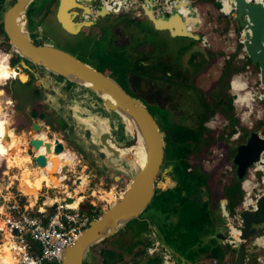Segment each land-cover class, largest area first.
Wrapping results in <instances>:
<instances>
[{
    "label": "rangeland",
    "instance_id": "1",
    "mask_svg": "<svg viewBox=\"0 0 264 264\" xmlns=\"http://www.w3.org/2000/svg\"><path fill=\"white\" fill-rule=\"evenodd\" d=\"M43 1L44 0H34V3L40 7ZM98 1L99 4H105V2L108 0H90V3L79 1L78 6L89 7L88 12H83V16L81 7L73 8L74 5H72L70 9L74 11L73 19L75 21H80V25L84 23L82 22L84 19L87 20L88 23L89 20L94 17V13H96L95 3ZM139 1H143L145 3V0ZM147 1H149V3ZM147 1L148 11V7L151 6L149 12L159 11V2L163 4L162 1L156 3L155 1ZM218 1L219 0H190L192 6H194L197 10L193 8V14L191 17H188L189 23H191L195 28V31H192L193 33H199V37L203 36V39H207L204 42H200V39L194 41L193 38L189 37L171 36L168 34V32H166V30L159 31L155 29L151 23H149V21L146 19V14L140 7L133 9L131 6L130 8L133 10L125 9L124 6H122L120 10L116 12L118 15H115V13L109 14V17L112 16L116 19L115 23L117 24L113 28H108L106 24L99 26L97 23L93 27L89 28L87 32L83 28V31L86 33L83 32L79 34H71L66 29H64L61 24H59L60 20L56 15V19L52 16L45 18L40 22L33 18L32 24L29 26V30L32 33L33 38L35 31H39L42 40L51 42L56 46L68 50L77 56L90 61L94 65L99 66L103 70L108 65L111 66V69L114 70L115 73L119 74V78L121 80L126 78L127 72L135 71L136 69L139 70L140 68L144 67L140 63L141 59H155L154 57H156V55L161 52V47L164 45V48L166 49L167 47L168 54L170 55V57L167 59L170 60V70H173L174 72L178 71L175 73L178 75L184 74L185 83H188L187 86L194 85L197 86V88H200L199 90L195 89L197 91L183 89L184 91L183 95H181V99L182 104L184 105L183 107L187 111L192 110L196 106L197 101L195 98L200 96V90L206 91L209 88L207 91H213L211 90L210 86H213V84H215L214 81H216L219 77L222 59L223 57L230 55V66H232V70L231 73L227 75V78L229 81H231L232 78L236 77L246 84L244 89L238 91L239 93H244L245 91H250L252 93L250 106H248L243 101H235V91L230 87V85L227 84L225 86V93L230 95V99H232L234 104V117L237 119V122L239 121L238 123L236 122V130L232 133L235 135L242 123L243 126L247 127V130L243 132L240 139L243 140L250 130L257 129L264 133V87L259 82L257 64L251 62L250 60L248 61L246 57V53L243 50L241 43L242 35L240 29L236 26V21L231 14V11L228 13H221ZM227 3L230 5V0L226 3L224 2L225 11H228V8L225 5ZM10 4L11 0L7 1V3L4 4V8ZM179 6H181V8L187 7V9L190 11V7L185 2L180 3ZM161 14L163 16L166 14V12L165 14ZM199 15L202 17L203 24H198V21H196V17ZM105 21L109 22L108 17L105 19ZM38 23H40L42 27L41 30L39 26L37 27ZM119 38H121L123 41H121ZM143 42H147L149 47L146 43H144L142 45H144L145 48L143 47L138 52L139 48L136 49V47ZM178 45L180 48L177 47ZM199 46L201 48H199ZM196 47L199 48V50H207L209 56L214 58L209 60L210 57L205 59V57L200 56V53ZM182 48V53L177 55L178 52L182 50ZM138 54L139 56H137ZM160 55L157 57V62L159 61L158 58H160ZM166 55L167 54L164 53V57ZM192 59L196 63H199L196 60L198 59L201 63H199L198 66H195L196 68L191 70L189 73L188 63L193 64L194 61H192ZM225 61L227 60L225 59ZM172 62L175 64L180 63V65L183 63V65H185V69L179 70L178 65H173ZM11 63L14 66L12 61ZM152 68H157V66L153 65ZM1 79H3V75L0 76V81ZM156 80L160 82L159 78ZM124 81L129 82L128 79H124ZM169 86L174 87L175 84H170ZM5 88L10 90V93H4ZM30 88L31 87H29L28 84H24L22 81H19V79L16 78H11L5 83H0V111L2 109L8 113L6 116L4 115V117L0 116V120H4L5 125L9 126L7 131H4L3 129L5 137L7 139H11L16 134H22L23 139H25V142H22L19 147H16L17 149L15 151L17 152L13 154V158L10 160L8 159L10 166L5 160L0 159V206L4 203L5 199L7 200L9 198V196L15 195L16 192L21 191L19 181L21 179L20 172L22 170L17 168V166H21V164L18 163L19 157L14 158L17 156V153H20L18 156H29V158L26 160L28 170L31 168V165L36 166L31 160L32 153L26 154L25 150L28 138L34 136V134L27 132L25 130L26 126L22 124L23 120L26 119V123H28L30 120L29 111H27L29 106L26 99V96L30 94ZM223 88L221 87L219 90H223ZM219 90H215L212 94L217 93ZM9 98H11V101H9ZM207 98L210 100L208 93H206L205 99L207 100ZM6 99L8 101H5ZM214 106L215 102L212 103L213 111ZM150 108L155 116H157L159 119V123L162 124L161 109H158L157 111L152 107ZM41 116H44V119L47 121L55 119L51 114L49 115L46 112H44ZM224 122H226V119L223 115V111L217 106L213 112V115H211L209 120L206 122L211 128V131L203 132L204 134L210 133L214 138V142L210 143L209 152H206V154H203V156H199V154H191L192 156L188 157L190 164L192 163L190 167L193 168V165L197 164L202 172H206L209 181V191H207L205 188L206 183H202V193L200 192L199 196H195L186 202V200H184V198L180 195L181 191L185 190L186 194L188 195L191 191L187 189V186L193 187V184H189L190 182L187 184L184 182V180H181V174L178 170L174 169L173 172L171 171V173H173L172 178L177 182V185L169 189H160L161 191L157 192L151 202L140 212L139 217L129 220L121 229L109 235L104 240L92 245L86 252L84 257L85 260L90 259V264H102L101 259L103 254L99 252V249L106 248L111 245L113 247V251L115 254H117V259H115L114 262L118 261V263L114 264H125L126 262L130 261V259H128V252L130 251V248L133 250V246L136 244L138 246V244L144 242L150 243V245H152V242L151 240L147 241L143 240L142 237H139L134 243L125 246L124 250L121 251L124 244L122 245L121 242H118L119 238L123 237L124 234H139L138 232L144 230L145 227H147V222L145 220L146 218L150 217L161 226L166 237L171 238V244L176 249L179 251L183 250V252L185 251L188 258L196 257L198 260H200V263L198 264H214L211 261L213 257H215L217 260L216 264H223V258L228 259L229 264H233L237 243H223L214 232L216 228L215 224L221 223L220 225L224 226L228 216H234L239 212L240 202L244 194V191L242 192L240 188V180L235 176L234 164L231 163V170L225 171L226 167H229V164L224 165L219 159L221 156L220 153L223 152L225 147L228 146L225 145V142L222 139L218 138L219 134L225 133L227 130L226 127L229 126L227 122ZM38 132L45 133L44 129H41ZM48 137L53 138L54 135L48 133ZM60 138L62 139V137ZM236 141L237 140L235 139L231 140L230 144H233V146L231 147L229 156L234 154L233 152L235 150ZM33 154L35 153L33 152ZM23 156L20 158H23ZM78 171L79 173H76ZM69 172L70 174L66 175L68 179L75 175L78 176L76 178L83 176V170H77V165L75 168L74 165L73 167H70ZM13 173L17 175V178L12 175ZM262 173L264 172L258 171L256 174L259 175ZM36 175L38 178L41 177L38 174ZM169 175L170 174L164 170L159 175V178L161 181H163V183L160 181L159 184H166ZM62 177H64V175H62ZM128 177L129 175H124V181L128 180ZM179 179L181 181H179ZM67 180L63 182L62 185L60 180V184L56 185L50 179V183H52L53 186L43 184L41 188L37 190V197L35 196L36 198L34 201L37 199V202H39V204L42 206H44V200H47L49 196H53L55 201L57 195L62 193L64 188H73V185L69 183V186L67 185ZM64 183H66V185ZM115 183H117V181L111 179L110 184ZM84 184L87 186L89 185V182L85 181ZM121 184H123V182ZM96 189L94 190V188H91V192L88 191L85 193L84 199L81 203L82 208L87 207L92 201L98 204L97 194L100 192L104 196L109 198L112 197L113 199L118 196L114 195L115 193L113 188L110 190H104V192L102 191V186H98ZM94 192L95 196L91 195ZM192 194L195 195L196 193L193 192ZM25 197L29 198L30 200V197L27 194ZM82 197L83 195L79 197L74 196V200L79 201L82 199ZM222 199L224 200L223 205L226 209V214H224L222 211ZM200 200H205V202ZM46 205L49 204L47 203ZM212 227L214 229H211ZM207 231L214 232V235H212L211 238H206L205 234ZM223 231L225 232V229H223ZM258 243L259 242H256L249 246L250 253L247 255L244 264H264V246ZM213 244L214 246L211 247ZM0 246V255L4 257L9 256L12 259L13 256L9 248L7 249L9 251V255H4L3 253V249H5L7 244L4 243V245ZM132 253L138 256L141 255L140 253L146 252L139 250L135 252L133 250ZM106 257L107 253L105 254L104 258ZM153 258L154 260L158 261V259H161L162 257L160 255ZM48 264H58V262L53 261L49 262Z\"/></svg>",
    "mask_w": 264,
    "mask_h": 264
},
{
    "label": "flooded vegetation",
    "instance_id": "2",
    "mask_svg": "<svg viewBox=\"0 0 264 264\" xmlns=\"http://www.w3.org/2000/svg\"><path fill=\"white\" fill-rule=\"evenodd\" d=\"M7 1L10 0H0V41H1L0 45L2 42L6 40V35L2 30V20H3V13L5 9L8 7L7 6L6 8H4V4L7 3ZM13 1L14 0H11V3ZM67 1L68 4L61 5L60 8H59V4H60L59 0H44L42 2V5H40V7H38L36 3H34V0L31 1L26 9L28 30H29V26L32 24L33 18L38 22L52 16L55 17L56 19L58 9H59V17L63 20V22L70 28H77V26H79L80 23L75 24L72 21L74 11L71 10L69 12L68 10L72 5H74L73 8L81 7L78 6L79 1L90 3V0H67ZM223 1L226 3V1L229 0H223ZM182 2L185 1L179 0L177 2V6H178L177 9L178 10L182 9L184 11L182 15H184L188 26L191 27L190 31L191 30L195 31L193 25L189 23V18H188L189 16L186 15L188 14V9H186L185 11V7L181 8V6H179V4ZM116 5L117 2H114V0H108L105 2V4H99V1L96 2L95 3L96 13H94V17L91 20H89L88 23L87 20L85 19L82 20V22L84 23H82V25L80 26L77 32L74 33L69 31L68 32L71 34H75V33L79 34L83 32L86 33L89 28L93 27L97 23L99 24V26L106 24L108 28H113L117 24L115 23L116 19L113 18L112 16L109 17V14L115 13V15H118L116 14L117 11L115 10ZM88 8L89 7L86 6L81 7L82 16L84 11L88 12ZM105 8L107 9V12H105L104 14H100L99 12H97L98 9L100 11H104L106 10ZM142 11L144 12L143 8ZM107 17L109 22L105 21ZM146 19L149 21V23L153 25V23L148 18ZM38 26L40 27L41 30L42 27L40 23L37 24V27ZM83 28L85 29L86 32L83 31ZM158 30L164 31L166 29L164 30L158 29ZM166 32H168V34L170 35L169 31L166 30ZM29 35L34 43L48 44L51 46L59 47L52 44L51 42L42 40L39 31H35L34 38L32 37V33L30 32V30H29ZM199 38L200 37H198V39ZM119 39L121 40V38ZM198 39H194V41ZM144 43H146L147 46L149 47V44L147 42H143L136 47V49L139 48L138 52L140 49L144 47V45H142ZM177 47L180 48L179 45ZM199 48L201 47L199 46ZM199 48L197 49L198 52L200 53L199 54L200 56L205 57V59L210 57L209 60L214 58V57L211 58V56H209L207 50H201V49L199 50ZM161 49H162L161 52L157 54L156 57H154L155 59L144 58L140 60V63L142 64V66H144L143 68H140L139 70L136 69L135 71L127 72L126 78L124 79H128L130 83L125 82L124 79L121 80L119 78V74L115 73L114 70L111 69V66L108 65L103 70L99 66L91 63L90 61L82 57H79L68 50L63 49L73 54L77 58L81 59L82 61L88 63L89 65L93 66L95 69L100 70L105 74L114 78L120 85H122V87L126 91L136 96L154 117L156 123L158 124L162 136L163 157L161 160L159 171L156 175L157 180L155 182L153 197L157 192L161 191L160 189L162 188L169 189L177 185L176 184L177 182L172 178L173 173H171V171L173 172L174 170V162L172 159L173 157L171 156L172 149L174 147L173 146L174 142L172 140V135H171L172 130H174L175 128L185 129L186 127H189L191 125L199 126L200 111L202 108L203 110L205 109L207 110V108L208 110H210L212 108V103L215 102L214 111L217 106L220 109H222V111L224 109L227 110L223 112V115L225 116L226 122L228 123L229 126L226 127L227 130L225 131V133L219 134L218 137L219 139H222L225 142V145H228L227 147H225L224 151L220 153L221 156L219 157L220 162H222L224 165L229 164V167L228 168L226 167L225 171L227 170L229 171L232 169L231 163H233L232 162L233 154L229 156V152L231 150V147L233 146V144H230L231 140L232 139L237 140L235 142V146H236V144L244 141L245 138L243 140L240 139L243 132L247 130V127L243 126V124L241 123L240 128L237 130V133L235 135H233V133L231 132L230 116L234 117L235 114L233 113V108L231 107L230 101L232 99L230 100V95L225 93L228 70L227 68L224 67L225 64L224 62H227L225 61V59L227 58L230 59L231 58L230 55H227V57H223L222 59V66H221V71L219 73V77L216 81H214L215 84H213V86H210L211 90L213 91H207L209 90V88L206 91L200 90V95L202 94L204 96L206 95V93L211 95V92H214L217 89L219 90V88L221 87L222 88L224 87L223 90L217 91V93L214 94L213 97L210 96V100L207 99V104L204 103L205 101L202 103L199 96H197L195 98L197 101L196 106L192 110L187 111L184 109L183 107L184 105L182 104V99H181V95H183V91H184L183 89L197 91L200 88H197V86L191 84H190L191 86H187L188 83H185L184 74L178 75L175 74L178 71L174 72L173 70H170V66H169L170 60H167L168 57H170V55L168 54L167 47L165 49L164 45H162ZM6 51L8 53L10 63L12 61L14 63V66L12 63L11 65L8 64L7 66L4 64L5 61L0 62V67L2 68L5 74V75L3 74V79L7 77H11L13 74H15L14 71L17 70L19 71V73H17V76L13 78L19 79L18 75H20L21 79L24 81L20 79L19 81H22V83L28 84L29 87H31L30 88L31 90L29 92L30 94L26 96L29 106L27 111H29L30 120L28 123H26L25 121L26 119L22 121V124L26 126L25 130L27 132H30V129L32 128V123L34 121H37L39 123V128L36 130V132H38L41 129H44L45 134L48 137V130H50V127H52L53 125L59 127L61 133L60 137H62L65 143L64 147L74 153V159L76 161L73 164L74 168L77 165V170L78 169L83 170L82 175L84 176L85 181L89 182V185H87V187H92L94 188V190L98 186H102V190H109L113 188L121 191L122 189H124L134 171V167L131 164V162L128 160V158L132 154L131 152L134 150V147L137 146V144L136 145H133L131 143L125 144L126 140L132 137V134L130 133V129L127 127L126 122L123 121L121 116L116 111L105 108L103 97L95 90L89 88L88 85L70 80L69 78H66L61 74L48 70L47 68H45L40 64L30 63L29 60H27L26 58L20 56L15 57L12 54L11 50L9 49H6ZM182 51L183 48L180 52H178L177 55L181 54ZM164 53L167 54L165 57H164ZM158 55H160L159 56L160 58H158L159 61L157 62ZM137 56H139V54ZM196 60L200 62L198 59ZM192 61L194 60L192 59ZM23 63H25L26 66H23ZM172 64L178 65L179 70L185 69V65H183V63L180 65V63L175 64L172 62ZM153 65L157 66V68H152ZM198 65L199 63H196L195 61L193 62V64L188 63L189 73L191 72V70L196 68L195 66ZM228 65H230V63H228ZM158 78L160 79V82L156 80ZM170 84L171 85L175 84V86L177 87L175 86L171 87L169 86ZM245 86L246 84L242 80H237V78L234 79L233 89L240 91L241 89H244ZM50 89L55 90V92H51ZM4 93L8 94L10 93V90L5 88ZM238 94H239L238 100L245 101L250 106L252 93L248 91L245 94L239 92ZM150 107L154 108L157 111L158 109H161L162 124L159 123L158 121L159 119L157 118V116H155V114L153 113ZM44 112L48 113L49 115L51 114L55 119L47 121L46 119H44V116H41L43 115ZM207 114H210V112L207 111ZM211 115H213V113ZM211 115L209 117H211ZM209 117L204 118V120L202 121L203 127L200 126L202 137L197 138V140L192 143H190L191 142L190 138H186V142L190 144L187 145L188 150L187 149L183 150V156L185 159L188 160L189 159L188 157L192 156L191 154H195V155L199 154V156L200 155L203 156V154L209 152L210 143L214 142L213 141L214 138L213 136L212 138H210L211 136L210 133L208 134L203 133V132L211 131V128L206 123L209 120ZM70 123L74 124V130L77 133V136H81L82 138L81 141L77 138L69 139L66 130H67V126ZM60 137L58 138L60 139ZM30 138L31 137H29L27 140V146L25 148L26 154L32 153L31 160L35 165H37L33 159V155H34L33 152L35 153L37 149L33 148L32 144L30 143ZM49 140L52 139L50 138ZM139 145L140 144H138V146ZM190 147H192L193 149L190 150ZM114 150H119L120 153H117ZM124 150H127V154L125 155L123 152ZM45 167H47V165ZM193 167H196L195 164L193 165ZM37 168L34 169L38 171V174H40L39 176H41L40 169ZM197 168L199 169L198 166ZM69 169H70V165L66 166V170H64L65 173L59 172V170L55 172V174H57L58 177L60 176V174L64 175V177L61 178L62 179L61 182H65L67 180L66 175L70 174ZM191 169L192 167L189 166L188 170ZM164 170H166V172H168L170 175L168 177L167 183L161 185L159 184V182L161 181L159 175ZM76 173H79V171ZM126 174L129 175V177L128 180L124 181V175ZM204 174H206V172H204ZM40 178L44 179L43 177ZM171 178L174 180V183L172 184H170L169 182ZM75 179L78 178H74V177L69 178L68 179L69 181L67 180V185L69 183L74 187L76 185ZM111 179L116 180L117 183L110 184ZM122 182L123 184H121ZM161 182L163 183V181ZM207 182L209 184L208 176H207ZM50 184L51 186H53L52 183ZM180 195L181 197L184 198V200H186V202H188L191 199V198L186 199L187 195L185 190L184 191L182 190ZM145 221L147 222V227H145L144 230L138 232L139 234H135V233L131 235L124 234L123 237L119 238L118 242L119 243L121 242L122 245L124 244L121 251L124 250L125 246L134 243L135 240L139 237H142L143 240H147V241L151 240L152 245H150V243L144 242L138 244V246L137 244L133 246V250L135 252H137V250L146 252V253H140L141 255L138 256L133 254L132 253L133 250L130 248V251L128 252V259H130V261L126 262L125 264H181L179 263V260L176 258L177 257L176 255L179 252H180L179 254H181L180 256L184 259V263L182 264H198L197 261L199 260L198 259L195 260L196 257L188 258L185 251L184 252L183 250L179 251L172 244H170V242L167 241L168 237H166L163 229L156 221H154L150 217L146 218ZM152 224H155L158 230L154 228ZM220 224L221 223H217L218 226H221ZM221 228L222 227H220V229ZM225 238L226 236L224 238H220L221 242L227 243ZM166 245L169 246L171 249H168ZM99 252L103 254L101 259L102 264L118 263V261L114 262V260L117 259V254H115V252L113 251V247L111 245L106 248H100ZM106 253H107V257L104 258ZM160 255L162 257L161 259H158V261L154 260L153 257L155 256L158 257ZM84 257L82 260V264H90V259L85 260ZM57 262L59 261L57 260Z\"/></svg>",
    "mask_w": 264,
    "mask_h": 264
},
{
    "label": "water",
    "instance_id": "3",
    "mask_svg": "<svg viewBox=\"0 0 264 264\" xmlns=\"http://www.w3.org/2000/svg\"><path fill=\"white\" fill-rule=\"evenodd\" d=\"M31 1L33 0H14L5 9L2 30L6 35V40L1 43V46L11 50L15 57L26 58L30 63L40 64L70 80L86 84L98 92L104 99L105 108L116 111L123 121L129 122L132 137L127 139L125 144H140L145 152L144 161L133 166V174L125 188L120 191L119 196L91 220L77 238L63 249L58 262V264H82L84 255L92 245L115 233L129 220L139 217L140 212L152 200L157 180L156 175L163 157V141L158 124L152 114L136 96L126 91L114 78L95 69L68 51L32 41L26 18V9ZM59 1L60 8L62 0ZM230 6L236 26L242 33L243 50L250 61L257 64L259 82L264 87V0H230ZM68 11L70 12L71 9L69 8ZM98 12L104 14L107 9L104 11L98 9ZM175 12L176 9H172L163 16L171 17ZM57 16L63 28L69 32H77L82 25L77 26V28L67 26L59 17V9ZM148 16L157 30L164 28L172 36L193 39L199 37L192 31L177 30L175 26L169 27L167 24H165L166 26L163 23L160 24L157 21L159 17H154L149 11ZM73 22L75 24L80 23V21ZM23 66L26 64L23 63ZM18 78L22 80L20 75ZM50 91L55 92L52 89ZM38 128L39 123L34 121L30 134H34ZM66 132L69 139L77 138L81 141L82 138L77 136L73 123L67 126ZM30 143L34 149H38L43 143L45 150H49L51 147L55 153H59L65 145L58 137L44 141L40 137L32 136ZM114 151L120 153L119 150ZM33 159L38 166H43L46 162V156L43 152L34 154ZM232 162L235 165V176L239 180L243 178L247 169L254 163L264 164V133L257 129L250 130L244 141L236 144ZM64 170H66V165L62 166L59 172H64ZM169 182L172 184L174 180L171 178ZM90 188L92 187H88V189ZM71 199V195L65 194L66 201H71ZM221 202L223 203L224 200L222 199ZM49 206L54 208L55 204ZM44 207L47 205L44 204ZM226 223L224 226L221 225V232L218 236L220 238L228 236L237 243L233 264H244L247 255L250 253L249 246L251 244L259 242L258 244L264 246V190L256 196L254 206L240 209L238 218L231 223L233 227L239 229L237 239L224 234L222 229L227 230L229 228ZM152 226L157 229L155 224ZM226 230L225 233H227Z\"/></svg>",
    "mask_w": 264,
    "mask_h": 264
},
{
    "label": "built area",
    "instance_id": "4",
    "mask_svg": "<svg viewBox=\"0 0 264 264\" xmlns=\"http://www.w3.org/2000/svg\"><path fill=\"white\" fill-rule=\"evenodd\" d=\"M146 1L147 0H145L144 3L139 0H114V2H117L115 10L119 11L122 6H124L125 9H131L130 6L133 9H137L138 7L142 9L141 4H144L145 7L148 6L149 1H147L148 3ZM150 1H155V3L162 1L163 4L159 2L160 7L158 12L164 14L166 12L167 14V12H170L172 9L177 10V2L179 0ZM183 1H185L189 7L195 8L192 6L190 0ZM219 2V9L221 12L228 13L232 11L230 5L228 11H224V1L219 0ZM201 38L203 39L204 37L200 36V42L207 40H202ZM3 54L6 56L8 64L11 65L6 49L0 45V55ZM14 72L15 74L11 77L1 79L0 83H5L7 80L16 77L19 71L15 70ZM234 78L230 81V87L232 89V81ZM233 90L236 94L234 100L239 101L238 90ZM10 99L11 98H9V101H11ZM5 101L8 100L6 99ZM7 114L6 111L1 109V117ZM258 171L264 172V164L254 163L247 169L245 175L240 180V186L244 194L240 202L239 210L245 207H253L256 196L259 192L264 190V173L257 175L256 173ZM102 191L104 192V190ZM113 191L115 193L114 195L119 196V190L113 189ZM65 194L69 195V192L63 190L62 193L57 195L55 201L53 200L49 203V205L54 203V208H49V205L44 207L39 204L37 208H34V203L32 204L29 199L25 197L26 194H23L21 191L16 192L15 195L9 196L7 200L5 199L4 209H1L0 212V245L4 243L7 244L15 264H48L49 262L59 261L63 249L77 238L91 220L98 216L103 209H106L115 200L112 197L109 198L104 196L100 192L97 194L98 204L92 201L87 207L82 208L81 203L84 197L79 201L77 206H71L69 201L65 200ZM91 195L95 196V192ZM222 211L226 214L223 203ZM237 218L238 213L226 218V224L229 228H227V233L225 234L232 236L234 239L238 238L239 229L233 227L231 223ZM225 239L230 243H234L228 236H226ZM212 262H216V259L213 258Z\"/></svg>",
    "mask_w": 264,
    "mask_h": 264
},
{
    "label": "bare ground",
    "instance_id": "5",
    "mask_svg": "<svg viewBox=\"0 0 264 264\" xmlns=\"http://www.w3.org/2000/svg\"><path fill=\"white\" fill-rule=\"evenodd\" d=\"M67 2H68L67 0H62V4L61 5H66V4H68ZM226 7L229 9V5H226ZM148 8H149V11H150L151 6H149ZM185 9H187V7H185ZM189 9H190V11L188 10V14H186V15L191 17V15L193 14V8L190 7ZM223 10H224V7H223ZM182 13H184V11L182 9H180V10L177 9L176 12L171 17H169V16H165L164 17V16H160L162 14L160 12H158V11L151 12V14L154 17H159V19L157 21H159L160 24L161 23H163L164 25L167 24L169 27H174L175 26L177 30H183V31H188L189 30L190 31L191 27L188 26V24L186 22V19H185L184 15H182ZM196 21H198V24H203L202 17H200V16L196 17ZM163 30H164V28H163ZM3 61H5L4 64L8 66L7 58H6V56L4 54L0 55V62H3ZM3 74H4V72H3L2 68L0 67V76H2ZM237 80H240V79L237 78ZM233 82H234V80L232 81V85H233ZM246 92H248V91H245L242 94H245ZM238 98H239V94H238ZM243 102H245V101H243ZM245 104L248 105L247 102H245ZM125 122H126L127 127L129 128L130 127L129 122H127V121H125ZM3 124H4V120H0V127L3 126ZM1 130H2V128L0 129V141L3 140V135L5 136L4 131H2L3 132V135H2ZM37 133L35 132L34 136L40 137L44 141H45V139L46 140L50 139L49 137L46 136V134L39 133V132H37ZM21 138L16 137V138L7 139L6 141H4V142L7 143L6 144L7 145L6 148H4V146H3L5 143L4 144L0 143V159H2V160L4 158H5V160L9 159L15 152H17V151H15L17 149L16 147L17 146L19 147L22 142H25V139H23V137H21ZM60 141L63 143V145L65 144L63 139H60ZM38 152H43L45 154V156H46L45 164L43 166H37L38 169H40V173H41L42 177H50V179L53 182H55L57 184H60V180H62L61 179L62 178V174H60V176L58 177V175L55 174V172L57 170H59L64 165H66V166L70 165V167H73V164L75 163L74 153L71 152L70 150H68L65 147H63V149L59 153L53 152L51 147H50L49 150H45V146H44L43 143L40 144L38 149L35 151V154L38 153ZM123 152H124V155L127 154V150H124ZM131 153L132 154L130 155L128 160L131 162V164L133 166H136L137 163L141 164L144 161L145 152H144V149H143V147L141 145L135 146L134 150ZM47 156H48V159H47ZM61 157H62V159H61ZM46 165H47V167H45ZM37 167H34V168H37ZM27 175L28 174H27V171H26V176ZM28 177L29 176H27L25 178L26 182L29 179ZM75 180H76L75 181L76 185L74 187L72 186L73 188L67 189L68 187H66L64 189V190H68L69 195H71V197H72L71 201H69V204H71V206H77L78 203H79V201L74 200V196L78 197V195L81 192L87 190V187L84 184L85 183V179L84 178H81V180H80V178L75 179ZM62 183L63 182H61V185H62ZM89 192H91V188L89 189ZM53 200H54V197H52V198L49 197V200L48 201L46 200L45 203L49 204ZM7 249H8V246H6L5 249H3L4 255H9V251ZM0 264H15V263H14V259L13 258L11 259V257H9V256L8 257H4V256L0 255Z\"/></svg>",
    "mask_w": 264,
    "mask_h": 264
},
{
    "label": "trees",
    "instance_id": "6",
    "mask_svg": "<svg viewBox=\"0 0 264 264\" xmlns=\"http://www.w3.org/2000/svg\"><path fill=\"white\" fill-rule=\"evenodd\" d=\"M219 6H220V2H219ZM221 13H223V12H221ZM246 57H247V59L249 61L250 59L248 58V56H246ZM226 60H227V63L224 64V67L227 68L228 74H230L231 70H232V66L228 65V63H230L231 58L230 59L227 58ZM227 84L229 85V79L228 78H227ZM212 93L213 92H211V95L208 94V96H212L213 97L214 94H216V93H214V94H212ZM205 97H206V95L203 96L202 94L199 96V98L202 101V103L205 101L204 103L207 104V100L205 99ZM230 102H231V107L233 108L234 104L232 103V100ZM207 111H209L210 114H207ZM224 111H227V110L224 109L223 112ZM212 113H213V109L212 108L210 110H208V108H207V110L206 109L203 110V108H202L201 111H200V119H199L200 123H199V126H196V125L192 126L191 125L189 127H186L185 129L175 128L174 130H172V133H171L172 140L174 142L173 143L174 147H173L172 153H171V156L173 157L172 159H173V162H174V169L178 170L180 174H183L180 177V179L182 178L181 180H184V182L187 183V184L189 182H190L189 184H193V187L192 186H187V189L190 190L191 192L188 195L186 194L187 195L186 199L193 198L195 196H199L200 192L202 193V190H201L202 183H206L205 188H206L207 191H209V184L207 182V175L204 174V172L200 171L197 168V164H195L196 167H193L191 170H188V167L191 166V164H190V162L187 159L184 158L183 150L184 149L188 150V146H187L188 144H190L192 142H195L197 140V138L202 137V135H201V127H203L202 121L204 120V118H208ZM230 120H231V132H233V131L236 130L235 125L237 124L236 123L237 119L235 117L230 116ZM186 138H190L191 142L187 143L186 142ZM210 138H212V135L210 136ZM204 141H207V140H204ZM191 149H193V148L190 147V150ZM180 179H179V181H181ZM193 192L196 193V194L193 195L192 194ZM242 192H243V190H242ZM200 201L205 202V200H200Z\"/></svg>",
    "mask_w": 264,
    "mask_h": 264
},
{
    "label": "crops",
    "instance_id": "7",
    "mask_svg": "<svg viewBox=\"0 0 264 264\" xmlns=\"http://www.w3.org/2000/svg\"><path fill=\"white\" fill-rule=\"evenodd\" d=\"M141 7L143 8V10H144V12H145V14H146V16H147V18L149 19V16H148V10H147V7H145V5L144 4H141ZM200 16V15H199ZM201 17V16H200ZM73 21H74V19H73ZM52 124V123H51ZM8 127L9 126H7V125H5V123L3 124V126H1V128H2V131H3V129H4V131L6 130L7 131V129H8ZM40 133H43V134H45L44 132H40ZM48 133H51V134H53L54 135V137H59V136H61L60 134V128L59 127H57V126H55V125H53L52 127H50V130H48ZM10 137H12V136H10ZM16 137H19V138H21V137H23L22 136V134L20 135H18V134H16L15 136H13L12 138H16ZM22 139V138H21ZM61 139V138H60ZM7 140V138L5 137V136H3V140L2 141H0V143H5L4 144V148H6L7 147V143L6 142H4V141H6ZM15 154V153H14ZM18 154H20V153H17V156L16 157H14V158H18L19 159V161H18V163H20L21 164V166H17V168H19V169H21L22 171L20 172V177H21V179H20V181H19V186H20V190L24 193V194H27L29 197H30V202L33 204L34 203V208H37L36 206L39 204V202H37V199L34 201V199L37 197V195H36V193H37V190H39L40 188H41V186L43 185V184H46V185H50L51 186V184H50V182H49V180L47 179V178H45V177H43L44 179H41V178H38L37 177V175L36 174H38V171H36L35 169H34V167H37V165L36 166H32L31 165V168L28 170L27 169V165H26V160H27V158H29V156H23V158H20V157H22V156H18ZM13 156V155H12ZM10 157L9 158V160L11 159V158H13V157ZM3 160H5V158L3 159ZM9 160L8 159H6L5 161L7 162V164L10 166V163H9ZM15 164V163H14ZM14 166V165H13ZM25 167V168H24ZM26 171H27V176H30L29 177V179H28V181L26 182L25 181V178L27 177L26 176ZM15 178H17V175L16 174H12ZM38 175H40V174H38ZM81 175V174H80ZM41 177H42V175H41ZM74 178H76V177H78V176H73ZM81 178H84V176H81L80 177V180H81ZM85 179V178H84ZM55 183V182H54ZM56 185H57V183H55ZM80 186V185H79ZM65 189V188H64ZM31 191V192H30ZM88 191V187H87V190L86 191H83V192H81L79 195H78V197L79 196H82L83 195V197L85 196V193ZM30 192V193H29ZM36 196V197H35ZM49 197H53V196H49ZM49 197L47 198V201L49 200ZM29 199V198H28ZM46 202V199L44 200V203ZM52 202V201H51ZM43 203V204H44ZM4 204H5V201H4V203L1 205V207H0V211H1V209L3 210L4 209ZM40 205V204H39ZM216 225V228H215V235L216 236H218V234H219V232H221V229H220V227L219 228H217L218 226H217V224H215ZM210 227H211V225H210ZM209 227V228H210ZM211 229H214L213 227L211 228ZM211 229H208V230H211ZM214 232H212V231H207L206 232V234H205V237L206 238H211L212 237V235H214ZM219 238H220V236H218ZM167 241L168 242H170V244H171V238H168L167 239ZM225 241V240H224ZM226 242H228V241H226ZM228 243H230V242H228ZM2 245H4V244H2ZM214 246V244L211 246V247H213ZM1 247V246H0ZM166 247L168 248V249H171L169 246H167L166 245ZM180 253V252H179ZM179 253H177V259L179 260V263H184V259L180 256L181 254H179ZM213 258H215V257H213ZM212 258V259H213ZM216 259V258H215ZM195 260H197V258H195ZM212 261V260H211ZM227 261V262H226ZM198 263H200V260L199 261H197ZM214 264H216L217 263V260H216V262H213ZM222 263L223 264H229V260L228 259H226V258H223V260H222Z\"/></svg>",
    "mask_w": 264,
    "mask_h": 264
},
{
    "label": "clouds",
    "instance_id": "8",
    "mask_svg": "<svg viewBox=\"0 0 264 264\" xmlns=\"http://www.w3.org/2000/svg\"><path fill=\"white\" fill-rule=\"evenodd\" d=\"M247 56V55H246ZM229 85H230V81H229Z\"/></svg>",
    "mask_w": 264,
    "mask_h": 264
}]
</instances>
